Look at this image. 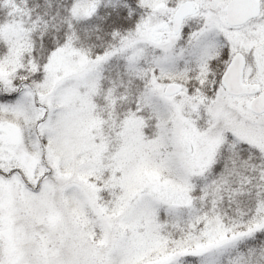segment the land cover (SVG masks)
I'll return each instance as SVG.
<instances>
[{
    "label": "snow or ice",
    "instance_id": "6c2138e0",
    "mask_svg": "<svg viewBox=\"0 0 264 264\" xmlns=\"http://www.w3.org/2000/svg\"><path fill=\"white\" fill-rule=\"evenodd\" d=\"M0 264H264V0H0Z\"/></svg>",
    "mask_w": 264,
    "mask_h": 264
}]
</instances>
